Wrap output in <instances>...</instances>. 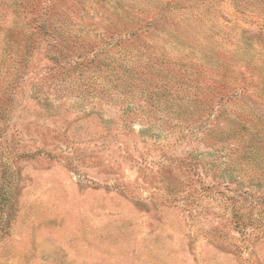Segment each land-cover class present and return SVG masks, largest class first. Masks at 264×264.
Segmentation results:
<instances>
[{"label":"rangeland","instance_id":"374dc122","mask_svg":"<svg viewBox=\"0 0 264 264\" xmlns=\"http://www.w3.org/2000/svg\"><path fill=\"white\" fill-rule=\"evenodd\" d=\"M52 1L34 5L70 19L89 11V35L92 13L115 3ZM11 2L0 0L2 31ZM121 5L153 23L130 43L156 68L147 78L214 76L206 91L220 119L188 126L135 87L55 73L48 38L0 54V264H264V158L242 157V139L264 145V0ZM236 127L241 141H217Z\"/></svg>","mask_w":264,"mask_h":264},{"label":"trees","instance_id":"16d2710c","mask_svg":"<svg viewBox=\"0 0 264 264\" xmlns=\"http://www.w3.org/2000/svg\"><path fill=\"white\" fill-rule=\"evenodd\" d=\"M121 1L115 0L110 10L92 13L91 18L95 15L94 26L98 29L91 37L88 33L89 25L81 20L89 14L87 10H82L80 17L73 14L74 18L70 19L61 14L54 5L36 9L34 0H12L7 5L12 9L11 23L7 24L3 31L0 29L4 32L0 54L3 58L11 53L16 55L22 46L23 54L26 55L29 49L40 41L46 42L48 38L47 56L51 70H55V73L59 70L60 74L74 81L90 80L91 77L86 76V73H96L99 75L98 78L113 87H122L125 91L129 89L131 91L135 87L148 99L153 100L158 108L161 107L165 114L179 117V120L180 118L191 120L186 123L188 126L192 124L191 122L197 121L195 118L208 119L214 113L218 121L220 114L216 112L219 111L212 105L211 97L206 91L212 86L213 79L216 80L214 76L210 75L207 86L198 85L190 79L186 84L172 76L168 82L165 80L156 84L147 78V73L156 71V68L144 64L140 57L132 52L133 47L130 43L137 40L153 23L135 17V13L129 10L130 7L125 8ZM53 3L54 0L51 4ZM22 22L25 23L21 27L19 24ZM106 22L112 30L108 29ZM127 62L134 65L129 66ZM207 90L212 91V88ZM236 125L240 126L239 122ZM214 129L215 127L211 125L209 132ZM235 129L238 133L232 136H225L223 133L217 137V141L222 144H230L233 140L239 141L236 134L241 133V127ZM242 140L245 143L242 145V157L255 167L260 166L264 158V153L260 149L264 145L254 136Z\"/></svg>","mask_w":264,"mask_h":264}]
</instances>
